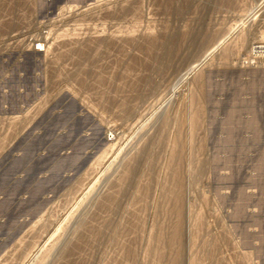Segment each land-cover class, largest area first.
<instances>
[{"label": "rangeland", "instance_id": "1", "mask_svg": "<svg viewBox=\"0 0 264 264\" xmlns=\"http://www.w3.org/2000/svg\"><path fill=\"white\" fill-rule=\"evenodd\" d=\"M167 34L179 47H168L172 55L155 72L146 45ZM259 42L264 0H0V264H62L58 256L81 221L99 224L112 214L100 202L119 191L126 164L149 140L146 152L158 155L150 191L144 196L149 172L142 162L117 216L125 223L131 212H144L138 234L123 232L125 244L106 238L85 245L82 257L151 263L152 227L167 228L162 220L177 211L179 179L170 173L177 164L169 163L179 143L187 258L264 264V53L253 50ZM148 71L155 90L138 98ZM129 243L138 262L123 254L120 245Z\"/></svg>", "mask_w": 264, "mask_h": 264}, {"label": "bare ground", "instance_id": "2", "mask_svg": "<svg viewBox=\"0 0 264 264\" xmlns=\"http://www.w3.org/2000/svg\"><path fill=\"white\" fill-rule=\"evenodd\" d=\"M19 6V5H18ZM127 9V8H126ZM129 10V9H128ZM2 13V12H1ZM247 16V15H246ZM20 19V18H19ZM191 28V27H190ZM180 33V32H179ZM187 33V32H186ZM185 33V34H186ZM199 33V32H198ZM129 34H130V32H129ZM134 34V33H133ZM133 34H131L132 36H133ZM152 34H154V33H152ZM211 34V33H210ZM135 35V34H134ZM149 35V34H148ZM151 35V34H150ZM149 35V36H150ZM168 35V37H166L164 40H158V37H155V36H152V37H150L149 39L150 40H148L149 42L147 43V45H146V48H147V50H149V54L152 56V59H153V62H152V69H154V71L156 70V71H158L159 72V70H161L162 69V67L163 66H166V59L169 57V56H171L172 55V53H171V51L172 50H170V49H168V47L169 48H171L170 47V45L173 47V48H176V47H179V46H177V43H175L173 40H172V38H173V35H169V34H167ZM166 35V36H167ZM198 35V34H197ZM177 36H178V34H177ZM187 40H189V43H190V41L191 42H193L194 40H196L195 38H194V36H193V34H191V32L189 33H187ZM196 36V35H195ZM204 36V35H203ZM202 36V37H203ZM129 37H131V36H129ZM202 37H200V38H202ZM211 37V36H210ZM209 36H208V39L210 38ZM131 38H133V37H131ZM176 38V37H175ZM178 38V37H177ZM196 38H198V37H196ZM134 39V38H133ZM182 39V38H181ZM185 39V40H186ZM205 39V38H204ZM198 40H199V38H198ZM244 40V39H243ZM106 41V40H105ZM130 41V40H129ZM152 41V42H151ZM207 41V40H206ZM242 41V40H241ZM133 42V41H132ZM196 41H194L193 43H195ZM198 42V41H197ZM216 42V41H215ZM112 43V42H111ZM121 43V42H120ZM189 43H188V45H189ZM193 43H192V45H193ZM84 44V43H83ZM199 44V43H198ZM246 46V44H245V41H243V42H241V47H245ZM254 47V46H253ZM107 49V48H106ZM243 49V48H242ZM97 50V49H96ZM177 50V49H176ZM253 50H256V53L258 54V53H261V52H263L264 53V43L263 42H259L258 43V45L257 46H255V49H253ZM96 52V51H95ZM117 52V51H116ZM81 54H83V53H81ZM120 54V53H119ZM85 55V54H84ZM89 55V54H88ZM89 56H93V55H89ZM98 56V55H97ZM106 59V58H105ZM87 60V59H86ZM168 60V59H167ZM92 61V60H91ZM79 62V61H78ZM88 62V61H87ZM90 63V62H89ZM135 65V64H134ZM149 68V67H148ZM77 69H79V68H77ZM150 70V69H149ZM77 71V70H76ZM155 71V72H156ZM152 72V71H151ZM80 74V73H79ZM152 74H153V72H152ZM153 77V76H152ZM152 77H151V74L149 73V71H148V74H144L143 76H142V78L141 77H139V78H141V82H142V86L141 87H137V90H136V95L134 94V96H136V97H138V98H145V97H143L145 94H146V96H147V92H148V94H149V91H154L155 89V87H156V84H155V82H154V78L152 79ZM84 80V79H83ZM133 82V81H132ZM138 82V81H137ZM138 83V84H139ZM133 86V85H132ZM135 86V85H134ZM132 88V87H131ZM130 88V89H131ZM132 89H134V88H132ZM128 90V89H127ZM126 90V91H127ZM133 91V90H132ZM134 91H135V89H134ZM132 97V96H131ZM130 97V98H131ZM129 99V98H128ZM134 99H137V98H133L132 100H134ZM140 100V99H139ZM138 100V101H139ZM194 100V99H193ZM127 101V100H126ZM136 101V100H135ZM107 102V101H106ZM121 102V101H120ZM116 103V102H115ZM126 103V102H125ZM126 105V104H125ZM130 106V105H129ZM127 107V106H126ZM133 107V106H132ZM129 108V107H128ZM198 110H200V108H198ZM202 110V109H201ZM133 111V110H132ZM122 113V112H121ZM198 113V112H197ZM196 115H198V114H196ZM198 118V117H197ZM168 119V118H167ZM196 119V118H195ZM193 120H194V118H193ZM199 120H200V118H199ZM199 120H197V122H199ZM194 122V121H193ZM168 121H166L165 123H163V129H162V127H161V132L160 133H158V138H159V144H161V142L163 141V139L165 138V131H167V125H168ZM196 123L194 122V124H192V125H195ZM152 139V138H151ZM154 139V138H153ZM156 139V138H155ZM149 140V139H148ZM150 142H151V140H149ZM158 141V140H157ZM157 141H155V142H157ZM150 142L148 143V142H146L145 144H144V146L142 147V148H144L145 146V148H144V150H141V151H139L132 159H130V161H128V163L126 164V168H125V170H124V175H123V178L121 179V182H120V184H119V186H118V188L117 189H119V191L116 193L115 192V194H111V193H108V195H106L103 199H102V202H100V207L99 208H102V209H105V210H108V213H109V211H111L112 212V214L109 216V217H106V218H104L105 220L103 221L102 220V222H100L99 224H96L95 223V221H94V223H92L91 224V222H90V220L88 221V223H83L82 221H85L86 222V220H82L81 221V224H80V230H79V233L77 234V231H74V232H76V237H75V239L73 238V240H68V241H70V242H68L67 244H66V246H64V250H63V254H62V256L61 257H59L58 256V258H60V263H62V264H96V262L95 261H93V260H90L91 259V257H90V259L88 258V257H82V253H81V251H83V249H84V246L85 245H92V246H95V244L97 245V244H102L103 242V240L104 239H106V238H109V239H111L112 241L111 242H113V243H121V244H125L123 241H122V238L123 237H125V236H123V232L125 233L126 232V234L128 233V235H129V233L130 232H132V231H134V230H136L137 228H141L140 227V225H141V223H144V221H142L141 220V218H142V216H143V213L144 212H142V213H140L139 212V214L137 213L136 214V212H131L132 210H130V208H128V210L131 212V213H135V215H131L132 216V218H131V220L129 221L128 220V222H123V221H125V220H123V221H119L118 219H117V216L119 215V209H120V205H121V202H122V199H123V196L126 194V192H127V190H128V188H129V186L130 185H132V181L134 180V178H135V176L137 175V173H139V166H141V164H142V162H143V164H144V166H146L147 165V168H148V179H147V182L144 184V187H143V192H144V196H146L148 193H149V191H150V188H151V183H152V181H153V176H154V170H155V161H156V156H158V155H156V152H153V153H151V152H149L150 154H148V152H146V150L148 149V145H150ZM152 142H154V141H152ZM147 143H148V145H147ZM177 143V142H176ZM175 144V143H174ZM179 143H177V145L175 144L173 147H172V149H171V156H170V163L169 164H171L172 162L174 163V161H175V163L177 164V166H175L174 168L173 167H171V174L173 175V177H171L172 179L173 178H177V179H179V180H177L176 178V180L179 182V184H178V186L176 185V187H178L177 188V190L176 191H174V192H177V194H175V196L176 195H179V196H177L176 198H175V200H172V199H174L173 197H175L174 195L172 196V201H177V203H178V206H176L175 208H176V214H174L173 213V211H172V214H173V216H170L169 215V219H168V217H165V218H167L168 220H162L163 221V223H164V221H167L166 223L168 224V226H167V224L166 225H164V226H167V228L165 227V228H163V230H162V227H159V229L160 230H154L155 228H158V226H157V222H156V224H155V226H157V227H155V228H153L152 227V231H154V232H152V231H150V232H152V234L150 235V237H148L147 239L148 240H151V245H149V243H147L150 247L147 249V255L149 256V258L151 257L152 258V260H151V263H149L148 261H146L147 263H149V264H200V259L198 258H196V256L195 257H190L191 255L189 254V257H190V259H188L187 258V256H186V252H185V239L188 237H185V234H187L185 231H186V224H187V216H190V215H187L186 214V212H187V210H186V208H185V206H186V204H185V196H184V188H185V181L187 180H185V173L183 172L184 171V169H182L181 168V163H182V161H183V159H185V158H183L184 156L182 155V150H180V149H182L181 148V144H179ZM153 145H154V143H153ZM156 145V144H155ZM154 145V146H155ZM150 147H152V146H150ZM159 147V146H158ZM156 148V147H155ZM151 149V148H150ZM154 149V148H153ZM148 155H147V154ZM132 157V156H131ZM126 161V162H127ZM124 162V161H123ZM125 162V163H126ZM184 163V162H183ZM146 164V165H145ZM175 164V165H176ZM172 165H174V164H172ZM199 165V164H198ZM203 165V164H202ZM171 166V165H170ZM169 166V167H170ZM202 167H204V166H202ZM146 168V169H147ZM141 169V168H140ZM141 171V170H140ZM139 175H140V173H139ZM138 175V176H139ZM172 175H170V176H172ZM122 176V175H121ZM137 177V176H136ZM121 177H119V179H120ZM118 179V180H119ZM174 179V180H175ZM176 183V182H175ZM104 184V183H103ZM171 184V183H170ZM174 184V183H173ZM173 184H171V186L173 185ZM171 186H168V185H166V187L168 188V187H170V189H172V187ZM175 186V185H174ZM174 188V187H173ZM169 189V188H168ZM175 189V188H174ZM174 189H172V190H174ZM171 190V191H172ZM166 191H168L167 189H166ZM140 192V191H139ZM142 192V191H141ZM172 193H173V191H172ZM143 194V193H142ZM166 194V193H165ZM169 195H170V190H169V193H168ZM168 195V196H169ZM141 196V195H140ZM143 196V197H144ZM170 196V197H171ZM146 198V197H145ZM168 200V199H167ZM90 202V201H89ZM171 203V202H170ZM175 204H177L176 202H174ZM96 206H99V205H96ZM158 206V205H157ZM174 206V205H173ZM147 208L145 207V208H143V211L144 210H146ZM164 209H166V208H164ZM171 209H173V208H171ZM171 209H168V211L169 210H171ZM126 210V209H125ZM128 210H127V212H128ZM165 211V210H164ZM190 211V210H189ZM94 212V211H93ZM99 212H100V210H99ZM174 212H175V210H174ZM90 213V212H89ZM106 213V212H105ZM199 213V212H198ZM87 214V213H86ZM92 214H94V213H92ZM99 214V213H98ZM160 214V213H159ZM169 214V213H168ZM193 214V213H192ZM85 215V214H84ZM109 215V214H108ZM162 214H160V216H161ZM74 216V215H73ZM87 216V215H86ZM85 216V217H86ZM94 216V215H93ZM102 216V215H101ZM104 216V215H103ZM131 216H129V217H131ZM163 216V215H162ZM165 216H167V213L165 214ZM84 217V216H83ZM92 217V216H91ZM157 217V216H156ZM164 217V216H163ZM100 218V217H99ZM103 218V217H102ZM195 218V217H194ZM85 219H87V218H85ZM92 219V218H91ZM97 219V218H96ZM128 219V218H127ZM143 219V218H142ZM156 219V218H155ZM159 219V218H158ZM164 219V218H163ZM191 219V218H190ZM201 219H202V217H201ZM81 220V219H80ZM94 220V219H93ZM157 220V219H156ZM198 220V219H197ZM199 220H200V218H199ZM92 221V220H91ZM154 221V220H153ZM202 221V220H201ZM78 222V221H77ZM90 222V223H89ZM93 222V221H92ZM193 222V221H192ZM194 222H195V220H194ZM72 223V222H71ZM75 224V223H74ZM159 224H161V221H159ZM165 224V223H164ZM192 224V223H191ZM162 226H163V224H161ZM160 225V226H161ZM199 225H201V223L200 224H197V226L199 227ZM203 225V224H202ZM202 225H201V227H202ZM79 226V225H78ZM143 226V225H142ZM73 227H75V226H73ZM76 227H77V225H76ZM190 227H191V225H190ZM193 227H196V225L195 226H193ZM197 227V228H198ZM78 228V227H77ZM144 228V227H143ZM189 228V227H188ZM187 228V229H188ZM192 228V227H191ZM200 228V227H199ZM72 229V228H71ZM193 229V228H192ZM197 230V229H196ZM63 231V230H62ZM73 231V230H72ZM135 232H137V230L135 231ZM134 232V233H135ZM187 232H188V230H187ZM65 233H67V232H65ZM185 233V234H184ZM191 233V232H190ZM75 234V233H74ZM132 234V233H131ZM137 234H138V232H137ZM197 234H198V232H197ZM121 235L123 236V237H121ZM125 235V234H124ZM128 235H126V236H128ZM135 235V237H136V234H134ZM195 236V235H194ZM68 237V236H67ZM139 237V236H138ZM129 238V237H128ZM189 239H190V237H188ZM199 238V237H198ZM72 239V238H71ZM109 239H107L108 241H109ZM125 238H123V240H124ZM127 239V238H126ZM206 239V238H205ZM212 239V238H211ZM217 239V238H216ZM210 240V239H209ZM138 241V240H137ZM192 241H194V240H192ZM201 241V240H200ZM207 241H208V239H207ZM67 242V241H66ZM102 242V243H101ZM123 242V243H122ZM130 242V241H129ZM148 242H150V241H148ZM35 243V242H34ZM106 243V242H105ZM131 243V242H130ZM128 244V245H120V246H123L122 247V249H123V254L124 255H127V258H134L135 259V261H136V259H137V257H136V255H138L137 254V252H136V247H135V240H134V244ZM189 243V242H188ZM196 243V242H195ZM211 244L213 243V242H210ZM216 244V243H215ZM218 244V243H217ZM56 245V244H55ZM117 245V244H116ZM204 245V244H203ZM208 245H209V243H208ZM213 245V244H212ZM118 246V245H117ZM190 246V245H189ZM195 246H196V244H195ZM63 247V246H62ZM61 247V248H62ZM187 247V246H186ZM204 247V246H203ZM88 248V247H87ZM86 248V249H87ZM108 248V247H107ZM117 248V247H116ZM119 248V247H118ZM192 248V247H191ZM200 248V247H199ZM89 249V248H88ZM98 249V248H97ZM120 249V248H119ZM217 249V248H216ZM95 250V249H94ZM215 250V249H214ZM60 251H62V250H60ZM88 251V250H87ZM122 251V250H121ZM144 251V250H143ZM195 251V250H194ZM91 252V251H90ZM92 252H93V250H92ZM197 252H198V250H197ZM117 253H119L118 252V250H117ZM59 254H61V253H59ZM87 254V253H86ZM91 254V253H90ZM47 255V254H46ZM49 255V254H48ZM103 255V254H102ZM118 255V254H117ZM122 255V254H121ZM76 257L77 256V258H73V257ZM101 256V255H100ZM113 256V255H112ZM128 256H130V257H128ZM49 257V256H48ZM140 256H138V258H139ZM145 257H147L146 255H145ZM46 258V257H45ZM56 258V257H55ZM120 258V257H119ZM123 258H124V256H123ZM126 258V259H127ZM149 258H148V260H149ZM48 259V258H47ZM115 259V258H114ZM117 259V258H116ZM120 259H122V258H120ZM142 259V258H141ZM140 259V260H141ZM144 259V258H143ZM119 260V259H118ZM118 260H117V262H118ZM131 260H133V259H131ZM139 260V261H140ZM144 260H146V259H144ZM144 260H143V263L141 262V263H139V264H145V262H144ZM54 261V260H53ZM129 261V260H128ZM150 261V260H149ZM43 262H44V260H43ZM55 262V261H54ZM103 262V261H102ZM111 262H112V259H111ZM120 262V261H119ZM122 262V261H121ZM124 262V261H123ZM133 262H134V260H133ZM136 262H138V260L136 261ZM42 263V262H41ZM58 263H59V261H58ZM114 263V262H113ZM126 263V262H125ZM50 264V263H49ZM99 264V263H98ZM112 264V263H111ZM121 264V263H120ZM215 264V263H214ZM249 264V263H248Z\"/></svg>", "mask_w": 264, "mask_h": 264}]
</instances>
